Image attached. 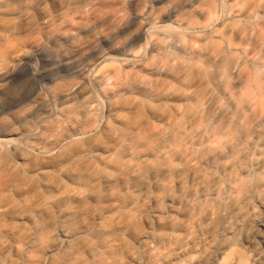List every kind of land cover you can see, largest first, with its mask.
Returning <instances> with one entry per match:
<instances>
[{
  "label": "clouds",
  "instance_id": "1",
  "mask_svg": "<svg viewBox=\"0 0 264 264\" xmlns=\"http://www.w3.org/2000/svg\"><path fill=\"white\" fill-rule=\"evenodd\" d=\"M0 264H264V0H0Z\"/></svg>",
  "mask_w": 264,
  "mask_h": 264
}]
</instances>
